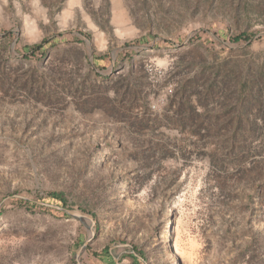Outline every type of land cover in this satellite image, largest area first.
Returning a JSON list of instances; mask_svg holds the SVG:
<instances>
[{
	"label": "rangeland",
	"instance_id": "rangeland-1",
	"mask_svg": "<svg viewBox=\"0 0 264 264\" xmlns=\"http://www.w3.org/2000/svg\"><path fill=\"white\" fill-rule=\"evenodd\" d=\"M53 192L82 264H264V0H0V264H78Z\"/></svg>",
	"mask_w": 264,
	"mask_h": 264
},
{
	"label": "trees",
	"instance_id": "trees-1",
	"mask_svg": "<svg viewBox=\"0 0 264 264\" xmlns=\"http://www.w3.org/2000/svg\"><path fill=\"white\" fill-rule=\"evenodd\" d=\"M250 36L248 35H240L238 37L235 38V41H241V40H250ZM142 41H145L144 39H140L137 40L138 43H141ZM49 45V43H47L46 41H43L42 43L39 44H35L29 47H26L24 49V52L27 53H41L44 54L47 51V46ZM95 61H99L100 58H98V56L94 57ZM49 199L53 200L55 203L57 204H61L62 208H66L68 209L67 206V201L66 198L64 196L63 193L61 192H53L49 194ZM19 205L24 206L26 208H31L33 206L37 207L38 205L35 203H32L30 201L27 200H23V199H16L15 200ZM60 212L64 217H68L67 214ZM84 244V241L82 239V237L79 238L78 241V247H81ZM137 256L135 255H127L126 257L130 258L132 260V264H144V254L142 252H140L138 249H136ZM93 257L101 264H115L112 253L110 251L109 248H104L101 252H96L94 253Z\"/></svg>",
	"mask_w": 264,
	"mask_h": 264
},
{
	"label": "water",
	"instance_id": "water-1",
	"mask_svg": "<svg viewBox=\"0 0 264 264\" xmlns=\"http://www.w3.org/2000/svg\"><path fill=\"white\" fill-rule=\"evenodd\" d=\"M54 208L58 211H61L62 213L67 214L68 216L85 223L86 221H89L91 223V225L88 226L89 231H90V237L84 242V244L81 246L80 250L78 251V253L75 256L76 261L78 262V264H82L80 261V257L81 254L88 248L89 244L93 241L94 237H95V222L93 219L88 218L85 215H82L79 212L73 211V210H69L66 208H62L59 206H54ZM123 247H128L127 245H121ZM130 254L137 256L136 252L131 251ZM113 256L114 262L115 264H119V256Z\"/></svg>",
	"mask_w": 264,
	"mask_h": 264
}]
</instances>
